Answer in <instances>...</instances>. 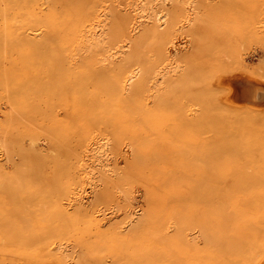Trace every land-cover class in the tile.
<instances>
[{
	"label": "rangeland",
	"instance_id": "374dc122",
	"mask_svg": "<svg viewBox=\"0 0 264 264\" xmlns=\"http://www.w3.org/2000/svg\"><path fill=\"white\" fill-rule=\"evenodd\" d=\"M0 10V264L62 257L63 235L71 264H137L151 250L140 264H264V98L243 95L264 96V0H0ZM114 65L150 81L144 102L103 80ZM181 115L197 122L179 128ZM122 239L139 250L114 255Z\"/></svg>",
	"mask_w": 264,
	"mask_h": 264
},
{
	"label": "bare ground",
	"instance_id": "6f19581e",
	"mask_svg": "<svg viewBox=\"0 0 264 264\" xmlns=\"http://www.w3.org/2000/svg\"><path fill=\"white\" fill-rule=\"evenodd\" d=\"M7 1V0H6ZM24 1V0H23ZM25 1H27V0H25ZM14 2V1H13ZM10 3V5L12 6V4H15V3ZM8 3V2H7ZM25 3V2H24ZM19 4V3H18ZM27 4V3H26ZM20 5V4H19ZM23 5V4H22ZM21 5V6H22ZM28 5V4H27ZM34 5V4H33ZM3 6H4V4H3ZM8 7V6H7ZM25 7H28V6H25ZM15 8V7H14ZM68 8V7H67ZM5 10V9H4ZM12 10V9H11ZM20 10V9H19ZM18 10V11H19ZM22 10V9H21ZM1 11V10H0ZM17 11V13H19ZM15 12V11H14ZM66 14V13H65ZM4 18V17H3ZM16 19V18H15ZM46 19V18H45ZM5 20V19H4ZM12 20V19H11ZM3 22V21H2ZM11 24V23H10ZM2 25V24H1ZM20 28V27H19ZM23 28H21L20 30H22ZM255 30H256V27H255ZM147 33H150L152 36H164L163 34H165V35H167L168 36V32L167 31H163V32H159L158 30H156V29H147V31H146ZM170 32V31H169ZM172 33V32H171ZM14 34V33H13ZM25 34V33H24ZM18 35V34H17ZM19 36V35H18ZM13 38H14V35H13ZM55 38V37H54ZM19 39V38H18ZM5 40V39H4ZM10 40V39H9ZM17 40V39H16ZM48 40V39H47ZM88 40V39H87ZM264 40V39H263ZM167 41H168V38H167ZM22 43H24V42H22ZM167 44V43H166ZM7 46V45H6ZM5 48V47H4ZM6 49V48H5ZM22 49V48H21ZM162 49V48H161ZM8 50H10V48L9 49H6V51H8ZM119 52V51H118ZM163 56V53H161V57ZM241 58V57H240ZM243 58V57H242ZM239 62V61H238ZM9 63V62H8ZM115 66V65H114ZM151 66H152V70L150 69V71H151V74L157 69V65H153V64H151ZM132 65H129V66H127V67H125V66H122V65H120V66H115L114 67V69H112V68H110L108 71H109V73H110V78H108V79H103V80H105L108 84H109V86L110 85H112L113 84V81L114 80H117L119 83L121 82L123 85H126L127 87H126V90H128V91H130L131 92V96H132V99H131V101L132 102H144V100H145V97H144V90H145V87L144 86H148V83L150 82V81H148V79H144V78H142V79H138L137 80V82L136 81H134V83H132V81L134 80V78L137 76V73H135V72H137V71H135L136 70V68L135 69H133L132 70ZM5 71H7V70H5ZM83 71H84V69H83ZM2 73L4 74V71L3 72H1V74H0V78L2 77ZM83 73H87V71H84ZM230 73V72H229ZM9 76H11V75H9ZM4 78V77H3ZM2 78V79H3ZM99 78V77H98ZM8 79H11L10 77L8 78ZM175 79H177V78H175ZM221 79V78H220ZM101 80V79H100ZM171 80L172 79H168V83H170L171 82ZM152 81V80H151ZM217 81V80H216ZM84 82V81H83ZM104 82V81H103ZM174 82H176V84H178V85H173L171 88H173V89H176V87L177 86H181L182 84H180V83H182V81H181V79H177V80H175ZM184 82H185V80H184ZM24 83V82H23ZM93 84H95V83H93ZM98 84V83H97ZM103 84V83H102ZM122 84H120V85H122ZM252 84V83H251ZM13 85H14V83L12 82V80H9V82H8V85H7V89H8V91H10V94H12V99L14 98V90H13ZM91 85V84H90ZM156 85V84H155ZM238 85V84H237ZM123 87V86H122ZM256 87V86H255ZM258 87H260V86H258ZM178 88V87H177ZM15 89V88H14ZM17 89V88H16ZM124 89V88H123ZM94 90H96L95 88H94ZM240 90V89H239ZM238 90V91H239ZM17 91V90H16ZM20 91V90H19ZM246 91H247V93H246ZM173 92H175V91H173ZM229 92H230V90H229ZM243 92H244V94L243 95H245V96H247V101L248 102H246L245 104H251V103H253V102H250V99H255V100H257V101H260V100H263V98H264V96L260 93V88H256V90L255 89H251V88H244V90H243ZM117 93V92H116ZM129 93V92H128ZM182 93H184V91L182 92ZM234 93H237V92H234ZM118 94V93H117ZM231 94H233V90H231ZM234 95V94H233ZM107 96H109V94H107ZM158 96V98H159V95H157ZM101 97V96H100ZM234 97H236V96H234ZM111 98V97H110ZM161 98V97H160ZM237 98V97H236ZM100 99V98H99ZM116 100V99H115ZM161 100H165V98H163V99H161ZM92 101V100H91ZM111 101V100H110ZM109 101V102H110ZM155 101V100H154ZM89 102V101H88ZM106 101H104V103H105ZM243 102V101H242ZM111 103V102H110ZM161 103V102H160ZM109 104V103H108ZM79 105V104H78ZM104 105V104H103ZM111 105V104H110ZM87 107V106H86ZM81 108V107H80ZM96 108V107H95ZM109 109V108H108ZM80 110V109H79ZM84 111V110H83ZM86 114V113H85ZM196 114V113H195ZM194 114V115H195ZM86 116V115H85ZM85 116H84V118H85ZM128 119H129V121L131 122V123H133L134 122V119H135V115H132V114H130V115H128ZM179 121H178V124H179V128H182V127H188V126H190V125H194V123L195 122H197V120H188V119H186L183 115H181L179 118ZM116 128H118V127H116ZM115 135H116V137H120V133L118 132V133H115ZM182 136L180 133H178L177 134V137L178 138H180V137ZM144 137V136H143ZM196 140V139H195ZM238 144V143H237ZM130 151V150H129ZM208 154V153H207ZM136 158L138 159V158H140L139 156H136ZM140 160V159H139ZM36 169V168H35ZM114 171V170H113ZM108 179H110V178H108ZM102 180V179H101ZM197 182H199L198 180H197ZM242 183V182H241ZM240 184V183H239ZM241 185H243V183L241 184ZM240 185V186H241ZM213 186V185H212ZM230 186V185H229ZM245 186V185H244ZM228 187V186H227ZM242 187V186H241ZM249 186H247V188H248ZM118 188H120V187H118ZM194 189V191L196 192V191H200V188L201 187H199V185H197V186H194L193 187ZM23 189V188H22ZM141 189V188H140ZM208 188H205V190H207ZM221 189V188H220ZM226 189V188H225ZM224 189V190H225ZM229 189V188H228ZM244 189V188H243ZM246 189V188H245ZM133 190H134V188H133ZM203 191L202 189H201V191H203L201 194H204L205 195V197H204V199H205V201H206V198H208V197H210V194H209V192L208 191ZM38 193V192H37ZM72 193V192H71ZM30 194V193H29ZM200 194V195H201ZM223 194V193H222ZM28 195V194H27ZM38 196V195H37ZM202 196V195H201ZM213 196H215V195H213ZM38 200V199H37ZM31 201V200H30ZM39 201V200H38ZM37 201V202H38ZM202 201V200H201ZM26 204V203H25ZM215 206V205H214ZM217 206V205H216ZM22 207V206H21ZM20 208V207H19ZM28 208V207H27ZM81 207H78L77 209L78 210H76V213H75V215L78 217V216H80V215H82L83 214V209L81 210L80 209ZM212 208H213V205H212ZM38 210H36L37 212L39 211V212H41V216H43V218H45V216L44 215H46V214H48V212H49V210H47V206H38V208H37ZM64 209V208H63ZM215 209V208H214ZM18 210V209H17ZM26 210V209H25ZM23 212V211H22ZM27 212V211H26ZM29 212V211H28ZM219 212V211H218ZM24 214V213H23ZM36 214V213H35ZM39 214V213H38ZM37 214V215H38ZM219 214V213H218ZM28 215H29V213H28ZM76 216H74V215H71L70 213H69V219H70V221H68V222H70L71 223V226H72V224H73V222H75L76 221V219H77V217ZM48 217H49V215H48ZM105 217V216H104ZM218 217V216H217ZM43 218H42V220H43ZM220 218V217H219ZM50 219V218H49ZM14 220V219H13ZM113 220V219H112ZM15 221V220H14ZM33 221V220H32ZM37 221V220H36ZM39 221V220H38ZM212 222V221H211ZM105 223V222H104ZM32 224V223H31ZM46 224V223H45ZM108 224V223H107ZM136 224V223H135ZM44 225V224H43ZM53 225V224H52ZM110 225V224H109ZM42 226V225H41ZM56 226L59 228L60 227V229L62 228V227H64L66 230H68L67 229V227L69 228L70 226H69V224L67 225V226H65V224L63 223V222H59L58 224H56ZM45 227V226H44ZM16 228V227H15ZM20 228V227H19ZM103 228H105V227H103ZM107 228V227H106ZM105 228V229H106ZM20 231H21V229H20ZM49 231V230H48ZM53 232L55 231L54 229L52 230ZM52 231H49L48 232V234H49V238H48V240L50 239V237H51V233L50 232H52ZM164 231V230H163ZM182 231V230H181ZM39 232V231H38ZM45 232V231H44ZM119 232V231H118ZM129 232V231H128ZM35 233V232H34ZM178 233H179V231H178ZM42 235H45V234H42ZM60 236H62V234H59ZM108 235H109V233H108ZM175 235V234H174ZM177 235V234H176ZM187 235V234H186ZM34 236V235H33ZM148 236V235H147ZM168 236V235H167ZM181 236V235H180ZM65 237H67L66 235H63V240H64V238ZM150 237H152V236H150ZM147 238V237H146ZM184 238V237H183ZM31 239V238H30ZM33 239V238H32ZM106 239V238H105ZM118 239V238H117ZM150 239V238H149ZM166 239V238H165ZM168 239V238H167ZM44 239H42L41 238V240H40V238H39V241H43ZM46 240V239H45ZM60 240V245H61V248H62V251H63V256L62 257H60L59 255H56V254H49V256H48V260L47 261H45V263H40V262H37V261H34V262H32L31 264H58V262H61L62 261V263L63 264H71V263H69L70 261H68L67 260V256H68V251H67V247L70 245H67L66 247H62V245H64L65 243H66V241L67 240H65V241H63L62 239H59ZM147 241H148V239H146ZM31 241V240H30ZM35 242H36V240H34ZM152 241V240H151ZM155 241V240H154ZM174 241V240H173ZM130 241H128V239H122V240H120V243H119V247L117 248V250H115L116 248H113V249H111L112 250V253H114V255H115V253H117V255L119 254V252H121L122 251V254L124 255V254H126L127 253V251H128V249L129 248H131V247H134L136 250H139L137 247H136V245H133L134 243H129ZM150 242V241H149ZM148 242V243H149ZM44 243V242H43ZM78 243V242H77ZM32 244V243H31ZM45 244V243H44ZM51 243H49V245H50ZM67 244H68V242H67ZM75 244H76V242H75ZM151 244V243H150ZM74 245V244H73ZM79 245V244H78ZM46 246V245H45ZM65 246V245H64ZM75 246H77V244L75 245ZM152 246H154V245H152ZM47 247H48V245H47ZM79 248V247H78ZM162 248V247H161ZM74 249V248H73ZM163 249V248H162ZM70 250V249H69ZM108 250H110V249H108ZM110 250V251H111ZM164 250V249H163ZM131 251V250H130ZM152 251V250H151ZM151 251H148L147 252V254L148 255H144V253H142L141 251H137V253H138V255H137V257L135 258V257H133V261H135L137 264H140L139 262H140V260L142 259V258H144V259H142V260H145V258L147 257V256H150L151 254H152V252ZM41 253H43L42 251H41ZM131 253H132V251H131ZM122 254H121V256H122ZM134 254V253H133ZM136 256V255H135ZM0 257L2 258L3 256H1L0 255ZM69 257V256H68ZM74 257V256H73ZM43 258V257H42ZM110 258H111V254H110ZM113 258V257H112ZM120 258V257H119ZM138 258H140V260H137ZM148 258V257H147ZM17 259V258H16ZM71 259V258H70ZM114 259V258H113ZM125 259V258H124ZM136 259V260H135ZM30 260H31V258H30ZM29 260V261H30ZM78 260V263H75V264H88L87 263V258L85 257V256H83V257H81V258H79V259H77ZM103 260V259H102ZM261 260V259H260ZM105 261V260H104ZM103 261V262H104ZM114 261H115V259H114ZM121 261V260H120ZM21 262V261H20ZM74 262V261H73ZM75 262H77V261H75ZM113 262V261H112ZM25 264V263H24ZM74 264V263H73Z\"/></svg>",
	"mask_w": 264,
	"mask_h": 264
}]
</instances>
